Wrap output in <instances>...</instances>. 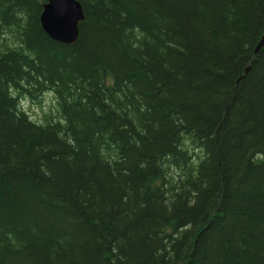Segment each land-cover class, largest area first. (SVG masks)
I'll use <instances>...</instances> for the list:
<instances>
[{"label":"trees","instance_id":"16d2710c","mask_svg":"<svg viewBox=\"0 0 264 264\" xmlns=\"http://www.w3.org/2000/svg\"><path fill=\"white\" fill-rule=\"evenodd\" d=\"M76 1L0 0V264H264V0Z\"/></svg>","mask_w":264,"mask_h":264},{"label":"water","instance_id":"95a60500","mask_svg":"<svg viewBox=\"0 0 264 264\" xmlns=\"http://www.w3.org/2000/svg\"><path fill=\"white\" fill-rule=\"evenodd\" d=\"M41 5L39 24L43 33L52 41L71 46L78 38V26L84 15L76 0H44ZM264 47V37L254 49V56ZM247 71V70H246Z\"/></svg>","mask_w":264,"mask_h":264},{"label":"rangeland","instance_id":"374dc122","mask_svg":"<svg viewBox=\"0 0 264 264\" xmlns=\"http://www.w3.org/2000/svg\"><path fill=\"white\" fill-rule=\"evenodd\" d=\"M45 2V1H44ZM4 38L10 39L11 37L6 35L2 36ZM16 41V40H14ZM10 44V42H8ZM12 44V43H11ZM55 107V101L52 94H46L42 96L39 100H22L20 103V108L22 111L26 112L31 120L41 122L44 114L53 111Z\"/></svg>","mask_w":264,"mask_h":264},{"label":"bare ground","instance_id":"6f19581e","mask_svg":"<svg viewBox=\"0 0 264 264\" xmlns=\"http://www.w3.org/2000/svg\"><path fill=\"white\" fill-rule=\"evenodd\" d=\"M264 37V36H263Z\"/></svg>","mask_w":264,"mask_h":264}]
</instances>
